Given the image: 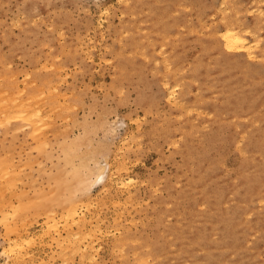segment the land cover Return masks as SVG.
Returning <instances> with one entry per match:
<instances>
[{
  "label": "rangeland",
  "instance_id": "1",
  "mask_svg": "<svg viewBox=\"0 0 264 264\" xmlns=\"http://www.w3.org/2000/svg\"><path fill=\"white\" fill-rule=\"evenodd\" d=\"M1 99L0 264H264V0H0Z\"/></svg>",
  "mask_w": 264,
  "mask_h": 264
},
{
  "label": "bare ground",
  "instance_id": "2",
  "mask_svg": "<svg viewBox=\"0 0 264 264\" xmlns=\"http://www.w3.org/2000/svg\"><path fill=\"white\" fill-rule=\"evenodd\" d=\"M244 33V32H243ZM241 31H239L237 28H235V27H233V25L231 26V25H226L225 26V28H224V31H222V36H223V41H224V45H225V47L226 48H228L229 50H233V51H240V52H242L243 54H245L247 57H249V58H253V56L255 55V49H254V45H253V43H251V42H249L248 40H247V38L244 36V34H243ZM257 39V38H256ZM255 44V43H254ZM256 46V45H255ZM60 74V73H59ZM171 90V89H170ZM53 91V90H52ZM172 91H173V89H172ZM7 92H9L8 90H7ZM6 92V93H7ZM48 93H50V92H48ZM8 94V93H7ZM170 94V93H169ZM45 95V94H44ZM15 96V95H14ZM33 97V96H32ZM170 97V96H169ZM11 98V97H10ZM43 98V97H42ZM45 98V97H44ZM35 99V98H34ZM37 99V98H36ZM29 100V99H28ZM32 100V99H31ZM1 102H2V99L0 100ZM4 101V100H3ZM12 101H13V99H12ZM19 101V100H18ZM27 101V100H26ZM1 102H0V104H1ZM37 102V101H36ZM4 103V102H3ZM11 103V102H10ZM25 103V102H24ZM40 103H42V102H40ZM8 107H9V102H8ZM31 105V104H30ZM33 105H34V103H33ZM44 105V104H43ZM35 106V105H34ZM11 107V106H10ZM9 107V108H10ZM23 107H25V106H23ZM28 107V106H27ZM30 107V106H29ZM3 108V107H2ZM5 108H7V106H5ZM19 109H20V106L18 107ZM21 108H22V106H21ZM57 108V107H56ZM17 109V108H16ZM16 109H13V110H15V111H18V109L16 110ZM23 109V108H22ZM55 109V108H54ZM0 110H1V107H0ZM5 110H7V109H2L1 110V113L3 112V111H5ZM53 110V109H52ZM40 111V110H39ZM42 111V110H41ZM7 112V111H6ZM24 112H26V111H24ZM50 112V111H49ZM17 113V112H16ZM3 114H4V116L6 115L5 114V112H3ZM24 114V113H23ZM9 116H11V115H13V113H11V115L10 114H8ZM40 115H41V113H40ZM39 115V116H40ZM0 116H1V114H0ZM14 116H15V113H14ZM38 116V117H39ZM6 117V116H5ZM18 117V116H17ZM4 117H2V119H3ZM7 118V117H6ZM30 118V117H29ZM41 118H43V117H41ZM9 119V118H8ZM10 119H11V117H10ZM10 119L8 120V121H10ZM6 120H3V124H4V122H5ZM54 123V122H53ZM36 125V124H35ZM41 126V125H40ZM67 126V125H66ZM37 128V127H36ZM41 129V128H40ZM40 129H39V131H40ZM42 130V129H41ZM35 131V130H34ZM38 132V131H37ZM36 133V132H35ZM38 134H39V132H38ZM43 134V133H42ZM67 135V134H66ZM39 136H41L40 134H39ZM84 137H85V135H84ZM83 137V138H84ZM39 138H41V137H39ZM44 138H46V137H44ZM68 138V137H67ZM73 138H75V137H73ZM42 139V138H41ZM79 140V139H78ZM81 140V139H80ZM79 140V141H80ZM83 140V139H82ZM37 141H38V139H37ZM70 141V140H69ZM75 141L76 140H74V143H75ZM78 141V142H79ZM84 141V140H83ZM64 142V141H63ZM38 143V142H37ZM48 143V142H47ZM86 143V142H85ZM85 143H81V147H82V145H85ZM77 144H79V143H77ZM76 144V145H77ZM87 144V143H86ZM88 145V144H87ZM73 146V145H72ZM79 146H80V144H79ZM89 146H90V143H89ZM65 147V146H64ZM76 148H77V146H76ZM89 149V148H88ZM77 151H80V150H77ZM83 152V151H82ZM73 153V152H72ZM81 153V152H80ZM69 154V153H68ZM82 154V153H81ZM84 154V153H83ZM67 155V154H66ZM71 155V154H70ZM84 155H86V154H84ZM83 155V156H84ZM82 156V155H81ZM68 157H70V156H68ZM79 157H80V155H79ZM74 158H75V156H74ZM77 158H78V156H77ZM71 159V158H70ZM73 159V158H72ZM71 159V160H72ZM81 159H86L85 157L83 158H81ZM87 159H88V157H87ZM85 162H87L86 160H85ZM84 162V163H85ZM75 163V162H74ZM81 163H83V162H81ZM95 163H97V162H95ZM80 164V163H79ZM87 164V163H86ZM99 164V163H98ZM82 165V164H81ZM88 165V164H87ZM1 166V165H0ZM86 167H88V166H86ZM91 167V166H90ZM97 167V166H96ZM80 168V167H79ZM82 168V167H81ZM94 168V167H93ZM9 169V168H8ZM71 169V168H70ZM90 169V168H89ZM97 169H98V167H97ZM84 170V169H83ZM95 170V169H94ZM93 170V171H94ZM7 171V170H6ZM81 171V169L78 171V172H80ZM65 172V171H64ZM82 172V171H81ZM72 173V172H71ZM86 173H87V171H86ZM103 173V172H102ZM102 173H100V175L99 176H97L96 178L98 179V181H99V178L101 177V175H103ZM6 174V173H5ZM9 174V173H8ZM93 174V173H92ZM2 175V174H1ZM75 175V174H74ZM91 175V174H90ZM3 177H4V175H2ZM7 176V175H6ZM9 177H11V176H9ZM9 177H6L5 179H7V178H9ZM68 177V176H67ZM79 177H81V176H79ZM83 177V176H82ZM82 177H81V179L80 180H82ZM66 178V177H65ZM96 178H94L93 180H95ZM3 179V178H2ZM2 179H0V188L2 187V185H3V187L5 188H8V191H9V189H11V184L13 183L14 184V181L12 182V181H10V182H8V180H11V178L10 179H8V180H2ZM14 179V178H13ZM73 179H75V178H73ZM71 180V179H70ZM17 181V180H16ZM73 181V180H72ZM95 181H97V180H95ZM75 182V181H74ZM91 182V181H90ZM77 183V182H76ZM78 183H81L82 184V182H78ZM16 184V183H15ZM69 184V183H68ZM67 184V185H68ZM72 184V183H71ZM74 184V183H73ZM72 184V185H73ZM94 184V183H93ZM63 185V184H62ZM16 186V185H15ZM14 186V187H15ZM62 188H63V186H62ZM4 190V189H3ZM2 190V191H3ZM14 190V189H13ZM58 190H61V189H58ZM7 191V192H8ZM16 191V190H15ZM11 192H12V190H11ZM14 192V191H13ZM2 192H1V190H0V216H2V218L3 219H5V223H9L8 222V216H6L7 214H5L7 211H5V209L7 210V208H6V206L8 205V204H10L9 206H11V202H10V200H8V199H6V198H4L3 196L4 195H2L1 194ZM16 193V192H15ZM12 194V193H11ZM10 194V195H11ZM13 195H14V193H13ZM13 203V202H12ZM21 205V204H20ZM31 205V204H30ZM9 206H7L8 208H9ZM23 207V206H22ZM18 208V207H17ZM41 208H42V206H41ZM45 208V207H44ZM44 208H42V209H44ZM13 209V208H12ZM35 210H37L36 208H35ZM47 210V209H46ZM74 210H75V208H74ZM74 210H73V206H72V209H70L69 211H67L66 213H65V215H64V220H65V222L66 223H68V224H70V223H72V222H74L75 220H76V216H75V213L76 212H74ZM17 211V210H16ZM43 211V210H42ZM45 211V210H44ZM43 211V212H44ZM24 212V211H23ZM8 213V212H7ZM12 213V212H11ZM14 213V212H13ZM45 213H47V212H45ZM63 213V212H62ZM61 214V213H60ZM64 214V213H63ZM77 214V213H76ZM34 215V214H33ZM41 215V214H40ZM63 215H61V217H62ZM1 218V220H3ZM6 219H7V221H6ZM20 219V218H19ZM24 218H22V220H23ZM49 220V219H48ZM17 221H19V220H17ZM21 221V220H20ZM23 221H25V220H23ZM14 222V221H13ZM50 222H52L53 223V226H56V223H58L57 222V220H55V219H53V218H51V220H49V223ZM17 223V222H16ZM23 223V222H22ZM21 223V224H22ZM23 224H25V222L23 223ZM10 225V224H9ZM8 224H7V230H9V231H11L10 229H12L11 228V226H9ZM23 226V225H22ZM51 226V225H50ZM59 226V225H58ZM58 226H57V228H58ZM69 226V225H68ZM9 227H10V229H9ZM17 227L18 226H16V230H17ZM65 227V226H64ZM57 228H55L56 230L55 231H57ZM15 229V228H14ZM52 229V228H51ZM50 230V229H49ZM54 230V229H53ZM9 231H7V232H9ZM46 231H48V230H46ZM59 231V230H58ZM15 233V232H14ZM16 234H18L19 235V231H18V233L16 232ZM21 235V234H20ZM49 235V234H48ZM20 237V236H19ZM64 241V240H63ZM124 241V240H123ZM23 242V241H22ZM14 243V242H13ZM23 246V245H22ZM21 246V247H22ZM15 247H16V245H15ZM122 249V248H121ZM21 251V250H20ZM19 251V252H20Z\"/></svg>",
  "mask_w": 264,
  "mask_h": 264
}]
</instances>
